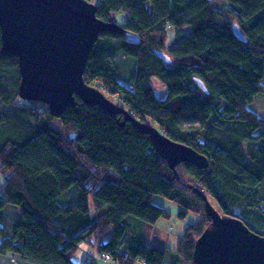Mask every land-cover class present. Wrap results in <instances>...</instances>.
Wrapping results in <instances>:
<instances>
[{"label": "trees", "instance_id": "1", "mask_svg": "<svg viewBox=\"0 0 264 264\" xmlns=\"http://www.w3.org/2000/svg\"><path fill=\"white\" fill-rule=\"evenodd\" d=\"M88 1L97 5L98 18L124 32L100 36L85 82L110 100L118 97L119 106L142 123L205 156L208 166L182 163L176 175L150 135L132 122L121 126L122 114L78 97L60 118L45 105L20 99L18 58L3 52L0 28V103L11 107L0 113V123L5 122L0 124V173L6 178L0 192V255L34 264H78L80 251L95 250L111 255L114 264H164L166 250L148 245L125 222L126 216L151 225L169 219L170 212L153 201L162 196L180 205L181 219L197 216L173 252V264H196L195 244L211 218L189 185L202 190L222 215L231 216L245 200L264 216V115L247 107L264 93V0ZM118 12L126 14L125 21L116 20ZM234 24L246 42L236 37ZM186 27L191 34L179 39ZM169 31L175 32L171 41ZM156 50L171 62L158 58ZM118 51L135 60L128 85L110 59ZM191 118L202 128L183 131L181 122ZM56 119L62 130L52 126ZM74 187L78 198L68 199ZM12 206L20 214L8 233L2 224Z\"/></svg>", "mask_w": 264, "mask_h": 264}, {"label": "water", "instance_id": "2", "mask_svg": "<svg viewBox=\"0 0 264 264\" xmlns=\"http://www.w3.org/2000/svg\"><path fill=\"white\" fill-rule=\"evenodd\" d=\"M0 28L3 52L18 58L20 99L43 104L52 117L60 118L78 97L110 114H122L121 126L132 122L150 135L155 150L176 175L182 163L208 166L205 156L142 123L85 82L88 60L100 36L124 32L121 26L98 18L96 4L88 0H0ZM233 30L239 40L247 41L237 24ZM155 55L171 62L162 50ZM196 83L208 92L200 79ZM189 188L204 200L211 218L195 244L196 264H264V236L251 231L242 220L222 215L199 188Z\"/></svg>", "mask_w": 264, "mask_h": 264}, {"label": "rangeland", "instance_id": "3", "mask_svg": "<svg viewBox=\"0 0 264 264\" xmlns=\"http://www.w3.org/2000/svg\"><path fill=\"white\" fill-rule=\"evenodd\" d=\"M223 2L227 4L228 0H223ZM115 18L119 23L123 22L126 20V14L124 12H118L115 14ZM190 34H191V28L186 27L179 34L178 37L179 39H183L184 37ZM174 38H175V32L169 31V41H171ZM110 59L114 67L119 72L120 81L123 84L128 85L129 79L135 73V70H136L135 60L120 51H118ZM9 85H12V84H9ZM263 85H264V81H263ZM11 88H13V85L11 86ZM155 88L158 90L159 94L162 95V92H163L162 86L158 83H155ZM110 98L113 103H116L118 105L122 104L119 101L118 97L110 96ZM37 104L39 103L34 102V105H37ZM40 105H43V104H40ZM247 107L249 110L257 113L258 115H264V93L258 94L254 98L253 102H250L247 104ZM9 110H11V107H7V106L5 107V105L0 103V113H5ZM0 124L5 125V122L0 123ZM52 126L55 129L62 130V124L59 119L54 120L52 122ZM181 127L183 131L194 132V131L201 129L202 124L201 122L197 121L195 118H191L190 120L182 121ZM217 133L219 135H223L222 131H219ZM232 133L235 134L236 132H232ZM247 144H248L247 142L243 143V147L245 149L247 147ZM5 181H6V178L0 173V192H2V188L5 184ZM261 189L262 191H264V187ZM261 189H260V192H261ZM76 194H77V191L74 187L68 192L67 197L68 199L73 198L77 200L78 195ZM66 198L65 200H67ZM61 201L65 203L64 199L63 200L61 199ZM153 201L155 204L167 209L170 212V218L162 219L160 225H158V228L162 230L164 229L163 231H165V233L168 234L169 239H170L167 242L168 248L166 247V258H165L164 264H173L175 260V256L173 252L177 248L178 240L184 234L185 230L197 220V216L194 213H189V215H187L185 219H181L179 217V212L181 209L179 204L169 201L162 196H156ZM215 205L217 206V208H219L217 203H215ZM89 206H90L91 212H93L94 207H93L92 196L89 197ZM4 213H5L6 219H5V222L2 224V226L9 233L12 223L14 222L15 218L18 217L20 214V210L12 206V207H7ZM229 217L239 218L243 220L253 229V231H255L258 234L264 235V216H262L261 214H257L256 209H253L250 205H248L247 201L243 200L240 203H238L233 209V214ZM125 222L131 225V227L134 230L141 232L142 235H145L146 237H148L149 234L147 231L149 227L151 228V224H147L141 219L134 217V216H126ZM84 252L85 251L82 250L78 253L77 258H76V261L78 262V264H83L87 262L88 259H95L94 264H103L102 262L99 261L98 259L99 254H97L95 250L94 252H91V254H87L86 252L85 254ZM0 264H34V263L25 261L18 255L8 254L5 256L0 255Z\"/></svg>", "mask_w": 264, "mask_h": 264}, {"label": "crops", "instance_id": "4", "mask_svg": "<svg viewBox=\"0 0 264 264\" xmlns=\"http://www.w3.org/2000/svg\"><path fill=\"white\" fill-rule=\"evenodd\" d=\"M160 223L161 220L158 221L155 225H151V228L149 227L147 231L150 236L148 235V237H146L145 235H143V238L145 239L148 245L159 247L161 249L166 250L167 242L170 239L168 234L165 233V231H163L164 229L162 230L158 228V225H160ZM85 250L88 251L87 248H85ZM137 264H143V263H137Z\"/></svg>", "mask_w": 264, "mask_h": 264}, {"label": "built area", "instance_id": "5", "mask_svg": "<svg viewBox=\"0 0 264 264\" xmlns=\"http://www.w3.org/2000/svg\"><path fill=\"white\" fill-rule=\"evenodd\" d=\"M168 28L171 30L172 27L168 26ZM99 261L102 262L103 264H114L113 263V258L111 255L106 254V253H101L98 257ZM95 261V259H89L88 260V264H92ZM138 263H143L145 264L143 261L138 260Z\"/></svg>", "mask_w": 264, "mask_h": 264}]
</instances>
